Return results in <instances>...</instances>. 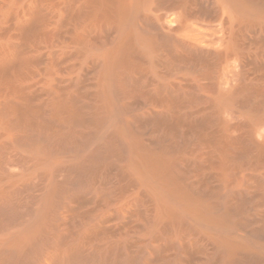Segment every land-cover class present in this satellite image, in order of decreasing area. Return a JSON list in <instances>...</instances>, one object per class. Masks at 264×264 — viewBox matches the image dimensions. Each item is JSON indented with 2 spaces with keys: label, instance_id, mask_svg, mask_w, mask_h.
Wrapping results in <instances>:
<instances>
[{
  "label": "bare ground",
  "instance_id": "bare-ground-1",
  "mask_svg": "<svg viewBox=\"0 0 264 264\" xmlns=\"http://www.w3.org/2000/svg\"><path fill=\"white\" fill-rule=\"evenodd\" d=\"M0 264H264V0H0Z\"/></svg>",
  "mask_w": 264,
  "mask_h": 264
}]
</instances>
